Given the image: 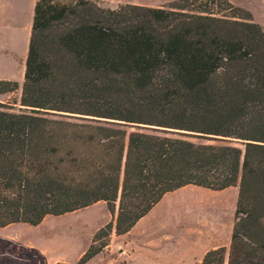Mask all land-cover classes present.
Returning a JSON list of instances; mask_svg holds the SVG:
<instances>
[{
    "label": "trees",
    "instance_id": "1",
    "mask_svg": "<svg viewBox=\"0 0 264 264\" xmlns=\"http://www.w3.org/2000/svg\"><path fill=\"white\" fill-rule=\"evenodd\" d=\"M19 105L0 102V227L102 201L86 264L166 193L235 186L229 245L197 264H264V26L249 10L36 0Z\"/></svg>",
    "mask_w": 264,
    "mask_h": 264
},
{
    "label": "rangeland",
    "instance_id": "2",
    "mask_svg": "<svg viewBox=\"0 0 264 264\" xmlns=\"http://www.w3.org/2000/svg\"><path fill=\"white\" fill-rule=\"evenodd\" d=\"M36 0H0V79L15 80L19 88L0 94V102L20 107L33 7ZM115 8L130 3L164 6L173 0H97ZM249 10L252 19L264 26V0H229ZM128 130H135L131 127ZM237 187L223 190L186 185L166 193L146 220H161L169 236L157 250L137 246L134 254L122 248L114 232L109 245L86 264H169L170 255H186L194 247L228 246L234 218ZM109 212L102 201L62 215H47L36 226L13 223L0 227V264H76L91 243L93 234L107 221ZM156 250V251H155ZM185 260V261H186Z\"/></svg>",
    "mask_w": 264,
    "mask_h": 264
},
{
    "label": "crops",
    "instance_id": "3",
    "mask_svg": "<svg viewBox=\"0 0 264 264\" xmlns=\"http://www.w3.org/2000/svg\"><path fill=\"white\" fill-rule=\"evenodd\" d=\"M149 213L150 212L141 217L128 232L122 235H118V237L122 239L123 244L122 248H119L120 252H122L123 249H126L127 253L130 251L131 254H134L137 246L157 250L158 244L162 243L165 240H169V236H166L164 234V224L161 220L154 223L146 220ZM208 249L209 248L204 249L200 253H198L195 252L194 247H192V249H190L187 253V260L185 259V254H181L178 257H175L174 254L170 255L169 259L171 260V262L169 264H197Z\"/></svg>",
    "mask_w": 264,
    "mask_h": 264
},
{
    "label": "water",
    "instance_id": "4",
    "mask_svg": "<svg viewBox=\"0 0 264 264\" xmlns=\"http://www.w3.org/2000/svg\"><path fill=\"white\" fill-rule=\"evenodd\" d=\"M168 130H171L172 131V129H168ZM173 131H177V130H173Z\"/></svg>",
    "mask_w": 264,
    "mask_h": 264
}]
</instances>
